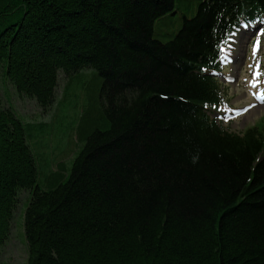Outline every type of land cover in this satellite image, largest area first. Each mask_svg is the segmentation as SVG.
Returning <instances> with one entry per match:
<instances>
[{"label":"trees","instance_id":"16d2710c","mask_svg":"<svg viewBox=\"0 0 264 264\" xmlns=\"http://www.w3.org/2000/svg\"><path fill=\"white\" fill-rule=\"evenodd\" d=\"M175 1L0 0V76L19 95L48 113L58 70L103 81L70 170L41 174L27 146L52 145L53 122L0 104V253L26 205L27 264H264V118L234 133L210 115L228 105L222 49L264 0L202 1L163 42Z\"/></svg>","mask_w":264,"mask_h":264},{"label":"rangeland","instance_id":"374dc122","mask_svg":"<svg viewBox=\"0 0 264 264\" xmlns=\"http://www.w3.org/2000/svg\"><path fill=\"white\" fill-rule=\"evenodd\" d=\"M202 1L206 0H177V9L179 11L156 24L154 37L163 42L169 41L182 29L184 19H191L197 14L199 4ZM254 37L255 31H242L239 34L235 50L232 53L233 59L229 58L231 65L220 76V80L228 91L225 95L226 101L234 108H245L248 111L245 116L224 125L236 133H240L254 124L261 115L264 118V99L256 97L264 92V78H250L251 72L254 71L251 70L256 68L255 65L257 63L256 57L251 55L255 45L252 43ZM243 38L247 39V41L245 45L241 46ZM261 44L264 47V41H261ZM240 50H244V59L241 64H236V56L240 54ZM262 54H264V49L260 46V50L256 54L257 58L262 59V56L264 58ZM262 60L264 61V59ZM101 81L102 79L94 70L74 77L72 84L69 85L66 100L62 104L60 111L52 110L51 112L43 113L36 105V102L33 103L25 98H20L12 85L8 82L5 83L2 75L0 76L1 99L6 107L12 105L18 115L25 121L53 122L54 138L52 145H50L49 136H45L41 148V156H38L41 174H46L49 166L56 162L63 161L67 164L66 167L69 170L72 168L75 158L84 146V142L77 140V129L82 119L84 117L89 119L91 110L95 112L97 118H100L103 108L100 102ZM60 82L62 86L65 85V78L62 74ZM212 116L217 120V115L213 114ZM25 198L26 195H23L22 199ZM25 208L26 205L21 206V209H18L15 214L11 238L0 253V264H27V247L24 233L20 226V224L23 225Z\"/></svg>","mask_w":264,"mask_h":264},{"label":"bare ground","instance_id":"6f19581e","mask_svg":"<svg viewBox=\"0 0 264 264\" xmlns=\"http://www.w3.org/2000/svg\"><path fill=\"white\" fill-rule=\"evenodd\" d=\"M180 1V0H179ZM173 9H175V13H176V11H179L178 9H177V0L175 1V3L173 4ZM221 26V25H220ZM224 28V27H223ZM246 41H247V39H242V41H241V46L242 45H245L246 44ZM213 43V41L211 42V44L210 45H213L212 44ZM209 48H207V49H205V51H207ZM204 51V52H205ZM243 59H244V50H240V54L238 55V56H236V64H241L242 63V61H243ZM90 70H94V71H96L95 69H86V70H80L79 71V74H74V75H72V76H67V75H65V74H63V71L62 70H58V72H57V74H56V79H55V88H54V93H55V103H54V105H53V107L48 111V112H51L52 110H58V108H59V102H60V100L62 99V97L64 96V94L66 93V91H67V88H69V85H71L72 84V79L74 78V77H78V76H81L83 73H85V72H87V71H90ZM97 72V71H96ZM98 73V72H97ZM61 74L64 76V78H65V85L64 86H62L61 85V82H60V79H61ZM99 76V75H98ZM100 77V76H99ZM101 82H103V81H101ZM59 91V92H58ZM17 93V92H16ZM19 95V94H18ZM59 95H60V98H59ZM20 96V98H25V99H27L28 101H32L33 103H35L36 101L35 100H33V99H29V98H27V97H24L23 95H19ZM0 104H1V106L3 107V108H5V109H10L11 111H13V112H15L17 115H18V113L16 112V110L14 109V107L11 105V106H9V107H6L5 105H4V103L2 102V99H1V101H0ZM19 116V115H18ZM20 117V116H19ZM21 118V117H20ZM23 120V122H25V123H30V124H40L41 122L40 121H36V120H34V121H25V119H23V118H21V121ZM37 129H39V127L37 126V125H34V128H33V132H31V134L32 135H35V130H37ZM48 129V128H47ZM31 131V130H30ZM38 132V131H37ZM36 132V133H37ZM49 132H50V129H49ZM45 136H48V134L47 135H43V137H38V136H36L37 138H35V139H33V140H27V146H28V148H29V150L31 151V153H33V154H36V153H41V148H42V145H43V143H44V140H45ZM25 137L27 138V139H29V137L28 136H26L25 135ZM52 167L53 168H56V167H54L53 165H52Z\"/></svg>","mask_w":264,"mask_h":264},{"label":"snow or ice","instance_id":"6c2138e0","mask_svg":"<svg viewBox=\"0 0 264 264\" xmlns=\"http://www.w3.org/2000/svg\"><path fill=\"white\" fill-rule=\"evenodd\" d=\"M258 35H264V31H261L260 33H258ZM259 50H260V41L257 39L256 43H255V45L253 47V55L255 56L259 52ZM255 67H256V71L254 72L253 75H254V78L258 79V77L260 75L264 74V73L260 72V68H259V63L258 62L256 63Z\"/></svg>","mask_w":264,"mask_h":264},{"label":"clouds","instance_id":"9594fccd","mask_svg":"<svg viewBox=\"0 0 264 264\" xmlns=\"http://www.w3.org/2000/svg\"><path fill=\"white\" fill-rule=\"evenodd\" d=\"M196 159H197V158H195V157L193 158V163H195V162H196Z\"/></svg>","mask_w":264,"mask_h":264}]
</instances>
